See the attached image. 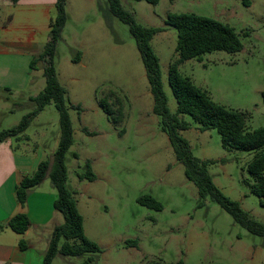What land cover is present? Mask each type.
<instances>
[{
    "label": "rangeland",
    "instance_id": "obj_1",
    "mask_svg": "<svg viewBox=\"0 0 264 264\" xmlns=\"http://www.w3.org/2000/svg\"><path fill=\"white\" fill-rule=\"evenodd\" d=\"M120 3L138 24L162 29L152 36L150 45L159 61L160 82L171 113L176 102L167 70L175 56L177 36L175 29L165 24L167 14L194 13L232 27L243 45L240 52L206 53L200 61H184L178 72L191 78L214 102L243 112L246 131L264 127V0ZM65 11L64 42L58 45L53 64L66 89L72 127V145L65 156L66 186L76 193L85 236L102 250L95 264H264V238L248 233L209 198L202 207L197 206V190L185 178L159 128L158 117L152 113V95L128 26L108 12L106 0H66ZM50 16L55 18V9ZM69 48L79 51L77 63L71 61ZM36 88L37 83L11 95L0 92L7 97V101L0 98V129L15 126L31 110L29 94H35ZM109 91L115 92L123 105L125 119L119 126L113 125L97 104ZM183 118L190 128L181 135L194 157L209 161L206 171L214 185L264 223V206L248 188L253 179L247 164L255 151L225 150L215 130L201 131L190 117ZM120 128L125 130L121 136ZM24 135L28 141L11 138L12 144L51 154L59 136L54 106L47 105ZM87 160L95 174L92 182L79 181L76 176ZM41 187L44 192L53 189L48 179ZM145 195L162 209L139 204L138 197ZM128 240H135L137 246L126 247ZM87 257L57 255L52 264H80Z\"/></svg>",
    "mask_w": 264,
    "mask_h": 264
},
{
    "label": "trees",
    "instance_id": "obj_2",
    "mask_svg": "<svg viewBox=\"0 0 264 264\" xmlns=\"http://www.w3.org/2000/svg\"><path fill=\"white\" fill-rule=\"evenodd\" d=\"M108 12L128 26L129 33L134 39L139 52L145 76L152 95V113L158 117L160 130L167 136L175 159L182 165L185 178L191 182L198 195V207L204 205L209 198L222 208L232 220L244 228L248 233L264 238V223L257 221L244 211L236 201L225 197L212 182L206 171L209 161H202L192 154L188 141L181 132L188 130L190 124L183 116H188L196 123L199 130H215L220 143L225 150L255 151L252 160L247 164V172L253 183L248 185L249 192L260 199L264 206V127L246 131V115L237 110L214 102L206 91L198 87L191 78L182 76L178 67L186 60H201V56L214 51L237 53L243 48L238 34L227 24L210 17L194 13H168L165 24L176 31L175 56L167 70V81L176 102V110L171 113L167 108V99L160 82L159 61L152 51L150 41L152 36L162 31L161 28L144 27L135 21L134 14L123 8L120 0H106ZM145 1L155 5L158 0ZM66 0H56V16L50 20L49 41L44 45L36 61L42 63L43 88L33 97H29L31 110L24 114L19 122L10 128L0 130V143L11 138L21 136L29 127L31 121L49 104L58 113L59 136L51 157L41 161L31 175L23 178L14 190L16 203L23 207L28 192L38 187L48 179L55 191L56 197L52 203L55 211L59 212L63 222L56 225L51 232L41 264H52L59 255L63 257H77L87 254L88 257L80 264H95L97 254L101 253L100 246L88 239L83 230L82 216L77 208L76 193L67 186V167L65 156L72 145V127L65 104L66 89L56 77L53 59L57 47L63 42L62 32L67 21L65 11ZM246 34V33H245ZM73 55L71 61H79V51L69 48ZM33 63L30 65L32 66ZM264 104V91L261 92ZM98 106L115 126H119L125 119L121 99L116 93L109 91L97 100ZM78 112L82 109L75 106ZM124 128L118 130L121 136ZM75 159L77 154H73ZM79 181L95 180L91 164L87 160L82 171L76 174ZM138 203L154 210L162 207L154 198L145 195L138 197ZM7 226L16 234H23L28 227V218L19 213L11 217ZM26 242L20 241L19 248H26ZM126 247L137 246L135 240L125 241ZM173 264V263H163ZM176 264H182L179 261ZM221 264V263H209Z\"/></svg>",
    "mask_w": 264,
    "mask_h": 264
},
{
    "label": "crops",
    "instance_id": "obj_3",
    "mask_svg": "<svg viewBox=\"0 0 264 264\" xmlns=\"http://www.w3.org/2000/svg\"><path fill=\"white\" fill-rule=\"evenodd\" d=\"M55 2L0 0L1 93H19L37 83L35 94H29L33 97L43 88L42 64L36 58L49 41L50 13ZM2 99L7 101V97ZM7 107L4 109L8 112ZM15 139L29 140L24 133ZM55 147L48 155L27 145L15 147L11 139L0 143V264H41L52 229L63 222L61 214L52 207L56 197L53 189L44 192L41 185L31 189L23 207L14 199L19 182L31 175L41 161L50 158ZM19 213L28 218L23 234L14 233L7 226L8 220ZM20 241L27 243L23 250L19 248Z\"/></svg>",
    "mask_w": 264,
    "mask_h": 264
}]
</instances>
